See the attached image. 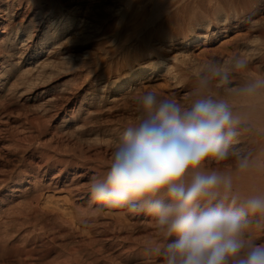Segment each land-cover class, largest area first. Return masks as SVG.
Masks as SVG:
<instances>
[{"label": "bare ground", "instance_id": "obj_1", "mask_svg": "<svg viewBox=\"0 0 264 264\" xmlns=\"http://www.w3.org/2000/svg\"><path fill=\"white\" fill-rule=\"evenodd\" d=\"M262 10L264 0H0V122L10 105L24 106L39 95L37 132L52 125L72 141L52 153L38 141L30 158L0 167V264H90L92 258L163 264L149 251L164 243L155 218L127 211L98 221L105 205L93 199L91 183L106 175L122 132L136 122L143 80L163 78L171 96L187 105L210 62L246 57L247 71L233 73L240 85L264 76ZM240 29L246 33L235 51L209 59L194 53L201 42ZM61 73L75 79L52 82ZM43 84L39 94L28 93ZM221 97L239 116L238 147L254 163L241 172L230 156L207 161L205 169L231 175L241 199L264 195V94ZM109 117L118 121L105 122ZM59 185L72 195L76 218L86 225L82 239L74 237L79 231L73 221L36 202L42 191ZM63 236L70 238L61 247L55 240ZM247 238L264 244V220L248 229Z\"/></svg>", "mask_w": 264, "mask_h": 264}, {"label": "clouds", "instance_id": "obj_2", "mask_svg": "<svg viewBox=\"0 0 264 264\" xmlns=\"http://www.w3.org/2000/svg\"><path fill=\"white\" fill-rule=\"evenodd\" d=\"M247 69L243 56L206 64L187 105L143 92L139 116L122 132L106 175L91 183L97 203L155 218L164 243L149 251L163 264H264V244L247 238L264 220V195L241 199L231 175L205 169L207 161L230 156L241 172L253 166L251 153L238 147L239 116L209 91L215 81L229 93L264 94V76L232 86L233 73Z\"/></svg>", "mask_w": 264, "mask_h": 264}, {"label": "rangeland", "instance_id": "obj_3", "mask_svg": "<svg viewBox=\"0 0 264 264\" xmlns=\"http://www.w3.org/2000/svg\"><path fill=\"white\" fill-rule=\"evenodd\" d=\"M260 14L262 17H264V10H262ZM245 33V29L231 30L229 32H225L224 34L219 35L218 37L206 43L201 42L198 46L194 48V53L198 57L204 59L226 55L237 49V47L241 44V41L243 39L242 36ZM66 79H71L72 81L73 79H75V76L73 77L72 73H61L59 75L54 76L52 82L60 83ZM77 81L79 82L80 79H77ZM240 81V79L233 78L232 86L236 87L237 85H240ZM45 86L46 85L44 84L40 85L32 91L30 90L28 93L32 95H35L37 93L39 94ZM142 86L145 91L152 90L160 95H170L169 97L173 98V96H171L170 88L167 85V82L161 77H153L152 79L143 80ZM214 89H217L219 97H221L222 95L226 96L234 94L229 93L225 88L211 87L209 91L213 96L215 94V92L213 91ZM216 97L219 98L218 96ZM39 98H41V96L36 95L35 99H29L27 101H24V104L26 103V105L24 106H21L19 104H12L8 107L9 113L6 118L7 120L0 122V138H2L3 142L5 143L2 147H0L1 168L16 165L18 166L22 162L23 158H30L33 148L35 151V146L37 145L38 141L43 145L42 149H45L50 153L53 152L56 146H60V148H63L66 144H71L72 141L69 142L70 140L67 136L65 137V135L57 133L55 130H53L52 125H46L45 131H43L41 134L37 132V128L35 126L36 122L34 118L37 116V109H35V104L37 102V99ZM26 118H29L32 122L25 123ZM43 120L47 122V119ZM117 121L118 119H116V117H109L108 119H106L105 122L112 123ZM44 144L46 145L45 147ZM48 144L52 145V147H49ZM92 152V149L89 150V153ZM34 160L38 161V157H35ZM36 202L42 208L47 209V211L58 215L60 219L67 222L73 221L74 225L77 226V230L79 231V234H75L74 237L76 239H82L84 235V233L82 232L86 230V225L84 222L77 219L78 211L76 206L73 204L74 198L64 186L59 185L42 191L40 196H38ZM127 211V208H108L104 206L101 210L102 213L99 214L97 219L98 221L105 222V220L107 221L118 216H123V214H125ZM67 238L69 239L70 237H58L55 242H58L57 244L62 247V245L68 241ZM98 259L99 258L94 261V258H92L89 263H106L99 259L101 261L100 262ZM9 262L12 264H18V262L13 259L9 260ZM106 264H109V262H107Z\"/></svg>", "mask_w": 264, "mask_h": 264}]
</instances>
